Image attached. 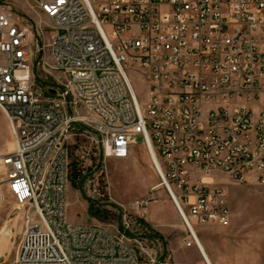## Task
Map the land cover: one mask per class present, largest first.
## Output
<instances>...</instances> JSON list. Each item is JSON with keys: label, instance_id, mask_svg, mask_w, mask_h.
<instances>
[{"label": "built area", "instance_id": "2783aa9c", "mask_svg": "<svg viewBox=\"0 0 264 264\" xmlns=\"http://www.w3.org/2000/svg\"><path fill=\"white\" fill-rule=\"evenodd\" d=\"M34 2L52 21L50 66L67 79L53 96L35 86L32 28L0 1V108L14 136L0 186L24 224L14 260L0 264H146L125 233L67 218L76 123L92 128L105 156L124 157L142 139L184 246L201 250L194 221H231L226 190L204 178L264 185V0Z\"/></svg>", "mask_w": 264, "mask_h": 264}, {"label": "rangeland", "instance_id": "374dc122", "mask_svg": "<svg viewBox=\"0 0 264 264\" xmlns=\"http://www.w3.org/2000/svg\"><path fill=\"white\" fill-rule=\"evenodd\" d=\"M0 1L9 3L20 22L32 28L33 81L39 90L53 96L49 90L57 89L67 78L64 72L50 66L52 58L47 45L52 33L50 17L36 6L34 0ZM133 82L138 96L145 100L146 85L139 74L133 73ZM77 109L84 112L80 106ZM69 110L72 112L73 109L69 106ZM66 143L71 161L67 192L70 222H98L125 233L134 244L142 247L140 250L147 252L146 264H207L196 246H184L186 229L178 212L176 221L181 226H172L171 207L167 205L171 199L166 189L159 185V175L141 138L130 146L126 156H105L92 128L76 123L70 128ZM13 149L14 136L0 108V179L6 173L1 157ZM215 175L218 182L206 178L209 176L205 177L206 181L220 184L226 190L231 221L226 226L194 221L201 243L214 264L263 263L264 185L236 181L222 173ZM219 178L224 179L220 181ZM152 187L155 188L152 190ZM140 198H151L146 210L133 206ZM13 208L14 199L3 188L0 210L12 212ZM22 234L17 235V249ZM14 258V253L2 256L6 261Z\"/></svg>", "mask_w": 264, "mask_h": 264}, {"label": "crops", "instance_id": "0c3cea01", "mask_svg": "<svg viewBox=\"0 0 264 264\" xmlns=\"http://www.w3.org/2000/svg\"><path fill=\"white\" fill-rule=\"evenodd\" d=\"M215 177L217 178V176L214 174L206 178H209L213 180L214 182H218L216 181ZM4 178L5 177H2L0 181L4 180ZM219 179L221 181V179H224V178H219ZM3 188L7 189L5 184H2L0 186V192L2 191ZM167 202H168L167 205L171 207L170 210L172 212V217H173L172 226L180 227L181 224L176 221L177 210H176L174 202L172 201V199L171 201L168 199ZM14 227H16V230L14 229ZM23 227H24V224L22 221L19 220L17 214L14 212V208L12 212H8L7 210H0V233H2V235L0 236V239H1L0 241V260H3L2 256L5 254L12 256V254L14 253L16 256L17 245H18L17 235L23 232L24 230Z\"/></svg>", "mask_w": 264, "mask_h": 264}, {"label": "bare ground", "instance_id": "6f19581e", "mask_svg": "<svg viewBox=\"0 0 264 264\" xmlns=\"http://www.w3.org/2000/svg\"><path fill=\"white\" fill-rule=\"evenodd\" d=\"M204 180H206V178H204ZM200 244H201V247H202L201 250H200V252H201L202 256L204 257V259L206 260L207 264H214L212 262L210 256H209L207 250L204 248L203 244L201 243V241H200Z\"/></svg>", "mask_w": 264, "mask_h": 264}]
</instances>
